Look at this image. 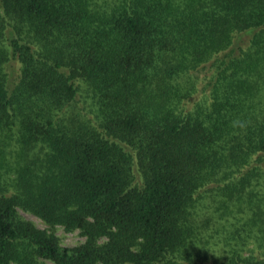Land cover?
Masks as SVG:
<instances>
[{
	"label": "trees",
	"instance_id": "trees-1",
	"mask_svg": "<svg viewBox=\"0 0 264 264\" xmlns=\"http://www.w3.org/2000/svg\"><path fill=\"white\" fill-rule=\"evenodd\" d=\"M45 262L264 264V0H0V264Z\"/></svg>",
	"mask_w": 264,
	"mask_h": 264
},
{
	"label": "rangeland",
	"instance_id": "rangeland-1",
	"mask_svg": "<svg viewBox=\"0 0 264 264\" xmlns=\"http://www.w3.org/2000/svg\"><path fill=\"white\" fill-rule=\"evenodd\" d=\"M21 215L25 218L33 222L40 229H48L47 224L43 222L40 218L35 215L20 210ZM54 233L60 238V243L64 247H74L78 246L85 241V237L81 235L78 230L75 231H67L63 227H56ZM45 264H52L50 262H45Z\"/></svg>",
	"mask_w": 264,
	"mask_h": 264
}]
</instances>
